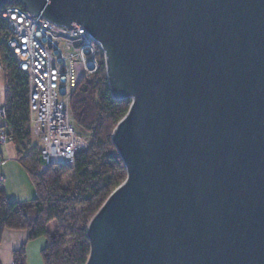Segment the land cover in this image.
I'll use <instances>...</instances> for the list:
<instances>
[{
	"label": "water",
	"instance_id": "obj_1",
	"mask_svg": "<svg viewBox=\"0 0 264 264\" xmlns=\"http://www.w3.org/2000/svg\"><path fill=\"white\" fill-rule=\"evenodd\" d=\"M82 26L111 94L126 180L86 264H264V0H0Z\"/></svg>",
	"mask_w": 264,
	"mask_h": 264
},
{
	"label": "trees",
	"instance_id": "obj_2",
	"mask_svg": "<svg viewBox=\"0 0 264 264\" xmlns=\"http://www.w3.org/2000/svg\"><path fill=\"white\" fill-rule=\"evenodd\" d=\"M12 5L21 6L17 2ZM7 36V25L0 19V66L6 78L3 105L6 131L35 190V197L20 204L9 201L0 189V245L7 230L23 231L27 234V243L46 239L41 252L43 264H86L91 252L88 225L127 178L125 164L112 137L129 112L131 100L113 98L102 58L97 73L83 79L71 98L74 124L89 138V146L76 152L73 166H51L41 173V156L31 137L29 78L19 70L8 51ZM53 221L56 228L52 233L48 227ZM27 243L13 251V264H27Z\"/></svg>",
	"mask_w": 264,
	"mask_h": 264
},
{
	"label": "built area",
	"instance_id": "obj_3",
	"mask_svg": "<svg viewBox=\"0 0 264 264\" xmlns=\"http://www.w3.org/2000/svg\"><path fill=\"white\" fill-rule=\"evenodd\" d=\"M0 19L8 29L6 47L29 78L31 137L38 141L40 172L57 165L71 167L76 152L90 143L76 129L71 98L83 79L97 73L103 52L82 26L60 27L22 6H3ZM0 119L2 147L12 143L4 107H0Z\"/></svg>",
	"mask_w": 264,
	"mask_h": 264
},
{
	"label": "crops",
	"instance_id": "obj_4",
	"mask_svg": "<svg viewBox=\"0 0 264 264\" xmlns=\"http://www.w3.org/2000/svg\"><path fill=\"white\" fill-rule=\"evenodd\" d=\"M6 91L5 74L0 67V107L4 105ZM2 125L0 119V126ZM1 160L0 176L3 179L1 189L4 190L9 201L20 204L30 202L35 197V190L31 185L28 175L19 163L16 148L13 143H8L0 148ZM27 243V234L23 231L7 230L0 245V264H13V251ZM46 245L45 238H39L27 243V264H43L41 252Z\"/></svg>",
	"mask_w": 264,
	"mask_h": 264
},
{
	"label": "rangeland",
	"instance_id": "obj_5",
	"mask_svg": "<svg viewBox=\"0 0 264 264\" xmlns=\"http://www.w3.org/2000/svg\"><path fill=\"white\" fill-rule=\"evenodd\" d=\"M76 126V125H75ZM76 129H77V131L78 132H80L79 131V129L76 127ZM81 134H83V133H81ZM83 135H85V134H83ZM86 136V135H85ZM32 141H33V145H35L38 149H39V147H38V141L37 140H35V139H32ZM1 186H2V183H0V189H1ZM49 231L50 232H54V230H55V228H56V222L55 221H53V222H51L50 224H49Z\"/></svg>",
	"mask_w": 264,
	"mask_h": 264
}]
</instances>
